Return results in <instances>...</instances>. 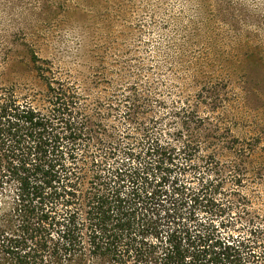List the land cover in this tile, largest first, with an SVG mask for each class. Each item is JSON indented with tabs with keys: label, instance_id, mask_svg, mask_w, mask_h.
<instances>
[{
	"label": "trees",
	"instance_id": "16d2710c",
	"mask_svg": "<svg viewBox=\"0 0 264 264\" xmlns=\"http://www.w3.org/2000/svg\"><path fill=\"white\" fill-rule=\"evenodd\" d=\"M38 62L42 102L0 85V264H264V216L237 210L214 160L148 127L114 138L103 115L131 98L93 100Z\"/></svg>",
	"mask_w": 264,
	"mask_h": 264
},
{
	"label": "rangeland",
	"instance_id": "374dc122",
	"mask_svg": "<svg viewBox=\"0 0 264 264\" xmlns=\"http://www.w3.org/2000/svg\"><path fill=\"white\" fill-rule=\"evenodd\" d=\"M34 55L93 100L131 98L103 115L114 138L192 142L264 216V0H0V85L40 103Z\"/></svg>",
	"mask_w": 264,
	"mask_h": 264
}]
</instances>
